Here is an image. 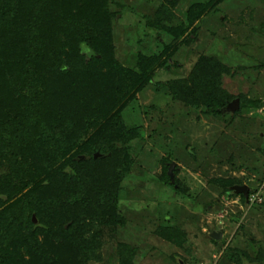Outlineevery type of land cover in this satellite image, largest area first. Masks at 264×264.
Instances as JSON below:
<instances>
[{"label":"trees","instance_id":"trees-1","mask_svg":"<svg viewBox=\"0 0 264 264\" xmlns=\"http://www.w3.org/2000/svg\"><path fill=\"white\" fill-rule=\"evenodd\" d=\"M223 1L182 7L183 0H155L154 14L143 21L160 49H137L133 64L124 65L114 45L117 0H0V264L103 262L105 237L118 236L128 223L121 203L135 152L146 143L143 124L129 125L126 117L146 88L189 113L222 121L234 99L239 108L231 118L263 107L261 100L223 89L224 76L235 71L211 55H200L186 77L154 81ZM161 35L170 42L158 40ZM157 109L149 105L144 114ZM173 161L171 153L160 160L159 181L184 195L178 169L168 174ZM219 181L231 195L233 186L244 184ZM157 227V234L182 246L183 229ZM115 244L108 263L137 264L136 247Z\"/></svg>","mask_w":264,"mask_h":264},{"label":"rangeland","instance_id":"rangeland-1","mask_svg":"<svg viewBox=\"0 0 264 264\" xmlns=\"http://www.w3.org/2000/svg\"><path fill=\"white\" fill-rule=\"evenodd\" d=\"M191 1L183 0L182 7ZM117 2L122 8L113 25L115 54L124 65H132L130 56L137 49L146 53L160 49L155 31L146 29L143 21V16L154 14L156 2ZM111 9L119 11L114 5ZM197 26L195 41L178 47L170 60L175 65L157 71L154 81L186 77L200 55H211L235 71L224 76L223 89L261 100L263 107L232 118L231 113L222 121L189 113L181 104L160 97L152 86L139 94L136 112L126 120L129 125L143 124L146 144L134 154L137 165L121 203L128 223L114 239L105 237L104 260L99 264H110L120 241L138 249L137 264H264V0H224ZM158 40L170 42L164 35ZM149 105L161 110L146 117ZM169 153L187 190L184 195L159 181L160 160ZM230 178L255 186L261 203L245 206L240 195L222 192L219 180ZM164 225L183 229L182 246L156 233L157 226ZM217 230L223 234L219 241L210 238Z\"/></svg>","mask_w":264,"mask_h":264},{"label":"water","instance_id":"water-1","mask_svg":"<svg viewBox=\"0 0 264 264\" xmlns=\"http://www.w3.org/2000/svg\"><path fill=\"white\" fill-rule=\"evenodd\" d=\"M239 108V101L238 99H234L232 102L228 103L225 107V112H230V113H234L236 110H238ZM98 156V155H96ZM174 163H170L169 164V169H168V174L169 176L172 178V171H173V167H174ZM232 193L236 194V195H243L244 197V201H245V205H248V190L249 187L247 185H235L231 188ZM210 238H212L213 240L219 241L222 238V231L221 230H217V231H213L210 234ZM180 264H182V262H180Z\"/></svg>","mask_w":264,"mask_h":264},{"label":"built area","instance_id":"built-area-1","mask_svg":"<svg viewBox=\"0 0 264 264\" xmlns=\"http://www.w3.org/2000/svg\"><path fill=\"white\" fill-rule=\"evenodd\" d=\"M262 197L258 190L256 191H249L248 193V205H252L254 203H261Z\"/></svg>","mask_w":264,"mask_h":264},{"label":"flooded vegetation","instance_id":"flooded-vegetation-1","mask_svg":"<svg viewBox=\"0 0 264 264\" xmlns=\"http://www.w3.org/2000/svg\"><path fill=\"white\" fill-rule=\"evenodd\" d=\"M241 185H244V184H241ZM249 191H250V188H249V190H248V193H249ZM222 237H223V234H222Z\"/></svg>","mask_w":264,"mask_h":264}]
</instances>
